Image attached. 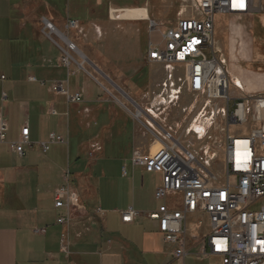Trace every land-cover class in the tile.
<instances>
[{
    "label": "crops",
    "instance_id": "1",
    "mask_svg": "<svg viewBox=\"0 0 264 264\" xmlns=\"http://www.w3.org/2000/svg\"><path fill=\"white\" fill-rule=\"evenodd\" d=\"M148 5L150 0H0V118L8 126L0 143V264H161L162 256L182 264L146 216L163 204L155 199L160 177L130 163L134 150L147 154L158 147L147 130L154 123L142 125L110 97L117 89L144 102L176 92L171 74L183 73L182 67L146 61L152 38L139 8L148 12ZM42 18L75 45V63H61ZM69 20L76 29L66 30ZM233 62L243 92L263 91L236 57ZM58 84L81 102L68 103L52 90ZM145 110L153 112V106ZM26 127L29 144L18 156L10 145ZM50 134L67 144L43 153L40 144ZM61 188L75 197L70 210L55 208ZM123 194L129 201L121 205ZM128 208L139 216L123 223ZM59 218L66 223L57 224ZM201 232L206 236L207 228ZM202 236L186 235L190 251Z\"/></svg>",
    "mask_w": 264,
    "mask_h": 264
},
{
    "label": "built area",
    "instance_id": "2",
    "mask_svg": "<svg viewBox=\"0 0 264 264\" xmlns=\"http://www.w3.org/2000/svg\"><path fill=\"white\" fill-rule=\"evenodd\" d=\"M180 1L182 11L188 15L178 17L173 26L161 27L148 21L149 34H157L158 39L149 42L146 61L165 67L181 66L187 93L203 96L212 110L209 116L213 118L214 112L218 113L217 103L224 102L227 105L222 117L226 127L247 126L248 134L227 131L223 168L220 173H215L172 132L149 125L147 130L159 144L158 150L147 154L134 150L130 158L133 168L160 177L155 199L164 203L146 216L156 222L164 243L174 247L173 258L182 264L191 255L186 241V227L191 219L195 220L196 228H207L206 236L197 242V249L192 254L195 259L211 257L218 259L220 264H264V97L232 99L233 109L229 110L232 80L213 39L216 16L238 19L264 16V0ZM43 23V33L62 52L61 63L64 66L75 63L70 55L77 54L75 45L46 20ZM65 27L66 30L76 29L77 22L69 20ZM56 41L63 43L65 48ZM29 81L36 82L33 78ZM52 90L63 93L70 104L81 102L79 94L68 95L59 84ZM110 97L140 123L137 110L132 111L113 95ZM250 121L254 123L251 128L248 127ZM7 131L6 122L0 118V143L5 142ZM28 144L29 130L26 127L10 148L21 156ZM63 144L67 142L62 136L50 134L40 147L46 153L50 146ZM55 199V208L70 210L76 205L75 197L65 188L56 191ZM138 216L139 213L128 208L121 213V221L130 223ZM66 221L67 218H59L57 224Z\"/></svg>",
    "mask_w": 264,
    "mask_h": 264
},
{
    "label": "rangeland",
    "instance_id": "3",
    "mask_svg": "<svg viewBox=\"0 0 264 264\" xmlns=\"http://www.w3.org/2000/svg\"><path fill=\"white\" fill-rule=\"evenodd\" d=\"M114 1L118 4L128 2L132 5L135 0ZM182 5L183 3L180 0H150V5L147 7L148 12L145 8H139L143 15L141 20H146L147 25L150 20L161 27L173 26L178 17L188 15L182 11ZM45 20L42 18V24ZM46 22L49 23L47 20ZM151 38V41L155 42L158 35L151 34ZM213 39L225 61V71L231 80L233 78V60L236 57L243 73H248L247 77L251 79L254 86L257 85L263 88V91L257 93L243 92V87L245 88L243 82L242 89L237 90L233 87L234 84L231 81L229 110L232 111L233 109L234 101L232 99H249L259 95L264 97V16L257 15L241 19L233 16H216ZM174 67L172 66L171 69ZM171 77L174 79L175 93L169 91L161 96L153 95L144 102L133 100L117 89L113 92V95L119 101L128 105L132 111L141 110L142 116L139 120L142 125L152 121L157 127L172 132L179 142L195 151L201 161L208 163L211 171L220 173L223 168V146L227 131L229 130L232 133L242 131L244 135H247V126L227 128L224 117H222L226 103H217L218 113L214 112L215 116L212 118L209 116L210 105H206L207 101L203 96L187 93L183 82L184 72L176 71L171 74ZM151 106H153V112L145 110V108H151ZM251 125L254 126V123L250 121L248 127L251 128ZM200 131L202 133H199ZM153 142L155 143V141ZM158 148L159 146L152 150V153ZM119 200V203L124 205L128 203L129 196L123 194ZM186 230L189 238H200L204 233L195 227V220L193 219L188 222ZM194 253V249L190 251L191 255L187 257L185 264H220L218 259L211 257H205L198 263L192 255ZM160 263L172 264L173 262L169 257L162 256L160 257Z\"/></svg>",
    "mask_w": 264,
    "mask_h": 264
},
{
    "label": "bare ground",
    "instance_id": "4",
    "mask_svg": "<svg viewBox=\"0 0 264 264\" xmlns=\"http://www.w3.org/2000/svg\"><path fill=\"white\" fill-rule=\"evenodd\" d=\"M229 75H230V74H229ZM232 76H233V78H232V82H234L233 87L236 88L237 90H238L239 87L242 89L243 85H242V83L240 82L239 78L236 77L234 74H232ZM243 89H244V87H243ZM137 114H138V116H142V112H141V110H138V111H137ZM149 124H150V123H149ZM200 129H201V128H200ZM199 133H202V131H200ZM158 146H159V144H158Z\"/></svg>",
    "mask_w": 264,
    "mask_h": 264
}]
</instances>
